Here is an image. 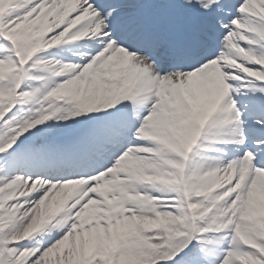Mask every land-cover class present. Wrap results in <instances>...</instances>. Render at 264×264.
Segmentation results:
<instances>
[{
  "label": "snow or ice",
  "instance_id": "obj_1",
  "mask_svg": "<svg viewBox=\"0 0 264 264\" xmlns=\"http://www.w3.org/2000/svg\"><path fill=\"white\" fill-rule=\"evenodd\" d=\"M0 264H264V0H0Z\"/></svg>",
  "mask_w": 264,
  "mask_h": 264
}]
</instances>
